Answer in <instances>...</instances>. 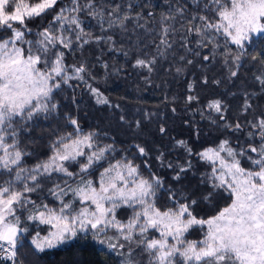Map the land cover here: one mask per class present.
I'll use <instances>...</instances> for the list:
<instances>
[{"label": "snow or ice", "instance_id": "6c2138e0", "mask_svg": "<svg viewBox=\"0 0 264 264\" xmlns=\"http://www.w3.org/2000/svg\"><path fill=\"white\" fill-rule=\"evenodd\" d=\"M262 45L264 0H0V264H264ZM121 74L163 109L113 103Z\"/></svg>", "mask_w": 264, "mask_h": 264}, {"label": "trees", "instance_id": "16d2710c", "mask_svg": "<svg viewBox=\"0 0 264 264\" xmlns=\"http://www.w3.org/2000/svg\"><path fill=\"white\" fill-rule=\"evenodd\" d=\"M157 2L159 0H152L153 4ZM111 63L119 66L124 63V59L123 57H116ZM100 71L103 72V69ZM129 71L131 70L129 69ZM156 83L159 84L160 81ZM138 84H140L139 88L137 87ZM100 87L111 98L113 103L120 104L122 109L129 115L134 114L139 117L141 110L156 111L158 108L163 109L164 107L161 104L163 98L161 89L159 87L144 86L136 76L128 78L123 74L120 76L114 75L108 79L107 83L101 81ZM168 90L171 91L172 89L169 88ZM110 111L109 113L98 111L93 106L92 101L85 95L81 103L79 115L87 126L91 123L105 121ZM47 127L48 122H41V129H47ZM37 134H39V130ZM173 134L183 138L188 137V133L180 126L179 119L176 120ZM110 255L109 251L98 243L77 240L30 259L31 264H76V262H79V264H100V262L113 264L112 260L109 259Z\"/></svg>", "mask_w": 264, "mask_h": 264}]
</instances>
